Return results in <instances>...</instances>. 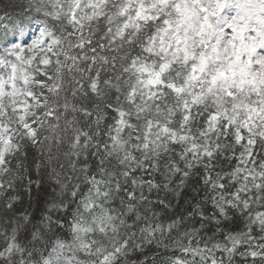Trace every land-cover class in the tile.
<instances>
[{"label": "snow or ice", "instance_id": "snow-or-ice-1", "mask_svg": "<svg viewBox=\"0 0 264 264\" xmlns=\"http://www.w3.org/2000/svg\"><path fill=\"white\" fill-rule=\"evenodd\" d=\"M0 264H264V0H0Z\"/></svg>", "mask_w": 264, "mask_h": 264}]
</instances>
